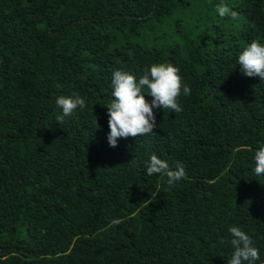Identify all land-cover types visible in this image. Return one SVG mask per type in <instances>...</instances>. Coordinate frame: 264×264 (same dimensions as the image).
I'll use <instances>...</instances> for the list:
<instances>
[{
  "label": "trees",
  "instance_id": "obj_1",
  "mask_svg": "<svg viewBox=\"0 0 264 264\" xmlns=\"http://www.w3.org/2000/svg\"><path fill=\"white\" fill-rule=\"evenodd\" d=\"M253 40L264 0H0V264H227L231 226L264 260V80L237 64ZM154 63L179 69L183 110L111 147L113 71ZM74 92L86 107L58 123ZM152 155L186 177L148 175Z\"/></svg>",
  "mask_w": 264,
  "mask_h": 264
},
{
  "label": "clouds",
  "instance_id": "obj_2",
  "mask_svg": "<svg viewBox=\"0 0 264 264\" xmlns=\"http://www.w3.org/2000/svg\"><path fill=\"white\" fill-rule=\"evenodd\" d=\"M220 17L226 16L230 9L226 5H218ZM233 17L235 12H231ZM237 64L248 77H260L264 80V44L253 40L238 56ZM179 69L171 63H154L144 69V74L137 78L127 71L115 70L112 73L111 86L113 101L106 107L108 112L109 135L108 142L111 147L117 146L118 138L137 137L150 134L157 127L156 116L153 109H171L181 112L183 109L178 103L181 94L190 95L191 89L182 86V78L178 75ZM147 89V93H145ZM145 94L152 97L151 103L145 99ZM56 104L62 109L57 114L58 123H63L65 117L71 116L77 108L83 110L86 101L78 93L69 96H59ZM256 175L264 174V147H260L254 154ZM148 175L163 174L167 177L169 188L186 177L184 165L177 161L174 166L166 160L152 155L146 162ZM228 231L232 239L233 248L227 264H264L259 250L253 246L251 237L240 227L231 226Z\"/></svg>",
  "mask_w": 264,
  "mask_h": 264
}]
</instances>
